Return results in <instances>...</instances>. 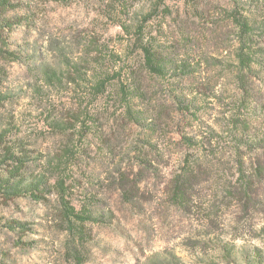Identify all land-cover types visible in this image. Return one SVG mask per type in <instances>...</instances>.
Here are the masks:
<instances>
[{
  "label": "rangeland",
  "instance_id": "obj_1",
  "mask_svg": "<svg viewBox=\"0 0 264 264\" xmlns=\"http://www.w3.org/2000/svg\"><path fill=\"white\" fill-rule=\"evenodd\" d=\"M13 2L0 120L34 157L27 182L62 179L104 216L83 264H264V0ZM67 240L57 192L0 196V264H77Z\"/></svg>",
  "mask_w": 264,
  "mask_h": 264
},
{
  "label": "trees",
  "instance_id": "obj_2",
  "mask_svg": "<svg viewBox=\"0 0 264 264\" xmlns=\"http://www.w3.org/2000/svg\"><path fill=\"white\" fill-rule=\"evenodd\" d=\"M160 1V0H159ZM165 1V0H161ZM16 5L13 0H0V61L1 60H18L21 61L20 55L16 52L9 51L8 35L5 34L7 29H11L15 24H20V20L10 19L7 15L11 10H14ZM242 36L248 35L251 31V19L248 15H237L235 19ZM143 51L144 65L146 69L159 76L165 75L167 67H170L168 60L161 55L158 49L153 44H141ZM247 65V63H246ZM1 67V66H0ZM48 70V69H46ZM46 79L55 85L57 77L54 72L46 71ZM110 80L107 77L99 79L93 86V96L104 94L107 90V85ZM54 83V84H53ZM123 99L127 102L132 100L133 93L122 89ZM0 94V102L2 101ZM58 124H54V127ZM13 131V124L6 126L0 120V196L10 198L12 196L27 195L30 193L36 198H43L44 193L57 192L59 195V208L62 218V223L68 235L66 242V254L71 257L77 264H83L89 259L90 250L88 249V242L92 239V231H90V224L103 222L104 216L97 213L90 200L77 205L72 202L69 197V191L62 179H56L53 183L46 173H41L35 181H26L27 164L34 157L30 156L25 149V142L22 140H12L10 135ZM173 193L175 199H183L184 191L180 184H176ZM22 225V223H19ZM84 248L85 253L82 251ZM253 261L247 260L245 257V264H263L259 260L260 253L254 254Z\"/></svg>",
  "mask_w": 264,
  "mask_h": 264
}]
</instances>
